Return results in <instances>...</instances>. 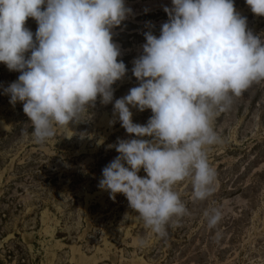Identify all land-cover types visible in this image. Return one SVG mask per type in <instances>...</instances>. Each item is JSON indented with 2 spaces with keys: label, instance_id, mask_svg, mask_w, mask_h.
Segmentation results:
<instances>
[{
  "label": "clouds",
  "instance_id": "1",
  "mask_svg": "<svg viewBox=\"0 0 264 264\" xmlns=\"http://www.w3.org/2000/svg\"><path fill=\"white\" fill-rule=\"evenodd\" d=\"M246 3L264 16V0ZM164 11L169 19L160 35L145 32L143 53L133 61L138 86L113 106L110 123L118 118L135 138L110 146L119 155L102 169L98 184L113 200L123 194L161 238L174 218L188 213L177 183L190 179L193 201L215 191L206 151L220 142L215 115L264 81V39L248 28L234 0H172ZM130 12L125 0H0V62L21 73L4 93L13 106L23 102L36 143L52 138L57 125L84 120L98 98L113 102L112 86L127 73L113 29ZM30 17L38 24L35 34L25 27ZM130 105L153 115L146 124L134 123ZM205 215L215 228L223 214L214 208Z\"/></svg>",
  "mask_w": 264,
  "mask_h": 264
},
{
  "label": "rangeland",
  "instance_id": "2",
  "mask_svg": "<svg viewBox=\"0 0 264 264\" xmlns=\"http://www.w3.org/2000/svg\"><path fill=\"white\" fill-rule=\"evenodd\" d=\"M234 4L264 39V16L246 0ZM125 5L131 12L113 29V40L127 73L112 86L113 102L104 105L98 98L84 120L55 126L43 144L32 138L23 102L13 106L4 93L21 73L0 62V264H264V81L233 96L215 115L220 142L206 149L216 171L215 191L193 201L190 179L177 183L174 190L188 213L174 218L166 237L146 228L123 194L113 200L98 187L102 169L119 155L110 146L118 138H135L118 118L110 123L115 99L138 86L132 69L143 53L144 33L160 35L169 19L164 7H172V0ZM25 27L35 34L38 24L30 17ZM129 107L134 123L146 124L153 115ZM139 174L146 175L143 169ZM214 208L223 215L209 228L205 213Z\"/></svg>",
  "mask_w": 264,
  "mask_h": 264
}]
</instances>
